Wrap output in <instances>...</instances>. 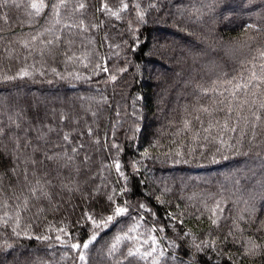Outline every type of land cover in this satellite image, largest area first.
Returning a JSON list of instances; mask_svg holds the SVG:
<instances>
[{
  "label": "trees",
  "instance_id": "trees-1",
  "mask_svg": "<svg viewBox=\"0 0 264 264\" xmlns=\"http://www.w3.org/2000/svg\"><path fill=\"white\" fill-rule=\"evenodd\" d=\"M29 3L0 0V264H264V0Z\"/></svg>",
  "mask_w": 264,
  "mask_h": 264
},
{
  "label": "snow or ice",
  "instance_id": "snow-or-ice-1",
  "mask_svg": "<svg viewBox=\"0 0 264 264\" xmlns=\"http://www.w3.org/2000/svg\"><path fill=\"white\" fill-rule=\"evenodd\" d=\"M9 2V0H4V3L7 4ZM13 3H15V0H12ZM67 4V0H59V3L57 4H53L52 7L57 11V14L59 13V9L61 7H64L66 6ZM16 6H19L18 4ZM29 7L34 9L35 10V14L36 15H40L41 12L49 7V5L46 3V0H39V2H35V0H30V3H29ZM81 8L84 7L83 4L80 5ZM124 8H127V4H124L123 5ZM104 8L105 10H108L110 11V9H108V6L105 4L104 5ZM112 15L116 16L117 18H119V13L117 12H113ZM105 71H107V69H105ZM29 73L27 71H24L20 74L21 78L24 77V76H28ZM16 77H7V79H15ZM116 79L115 76L112 77V80L114 81ZM205 111H207L205 109ZM17 128H19V125L17 124L16 125ZM4 135V129L3 127H0V137H2ZM64 140L68 141L69 140V137L67 135L64 136ZM97 143H99V141H97ZM115 147V145H113ZM18 147V145H17ZM73 151H76V149H73ZM66 155V154H65ZM12 157L10 156V159ZM19 157L16 156L15 157V160H18ZM47 159L49 160H53L55 161L56 160V156L53 155V156H47ZM68 160H71L72 158L71 157H68L67 158ZM85 159H87V157H85ZM33 164L36 163L35 160L31 161ZM64 166H67V165H64ZM17 165L13 162L12 163V168L11 170L13 172H15V169H16ZM114 167L116 168V170L119 172L120 171V164L118 162H116L114 164ZM121 175H123V173H121ZM0 179H2V174H0ZM25 179H27V170L25 169ZM50 183V182H49ZM35 189H33V194H35ZM42 195L43 196H47L48 194L46 192H42ZM109 200H112V197H108ZM25 203H27V201H25ZM219 206V205H218ZM141 207H143V205H141ZM128 213V209L126 207H120V206H116L114 209H113V215H110L106 218V220H103L101 221L100 223H97L96 220H94L91 216L88 217L89 220H92V223L97 227H101V226H104V227H107L108 223L112 222L114 220L115 217H120V216H125L127 215ZM241 219H244L243 217H241ZM212 224L213 225H216L217 227L219 226L218 225V222L217 220H212ZM261 225L264 226V221H261ZM0 226H7V221H4L2 225ZM18 226V225H17ZM237 228H239V225H236ZM242 230V229H241ZM260 229L258 228L257 231H259ZM13 232H15V229H13ZM17 235H19V233H16ZM229 235H231V233H229ZM45 239H47V237H45ZM96 239V234H93L92 238L87 242V243H84L83 245L81 244H73L72 247L75 248V249H80L81 247H83L84 249H87L89 248V245L93 243V241ZM119 239V238H118ZM227 239V237L225 238ZM248 247H245L243 249V252H244V255H249L251 253H255L256 250L260 247V245L258 244H255L254 242L252 241H248ZM113 248H115V245L112 246ZM197 248H199L200 246L199 245H196ZM152 251H156V249H152ZM152 252H144V253H140L138 250L136 252H133V251H129L128 252V255L129 256H137V255H141L143 258H147L148 256H151ZM162 254V253H161ZM80 260L82 261H85V264H87V258L85 255L81 254L80 257H79ZM153 264H159V261H154Z\"/></svg>",
  "mask_w": 264,
  "mask_h": 264
},
{
  "label": "rangeland",
  "instance_id": "rangeland-1",
  "mask_svg": "<svg viewBox=\"0 0 264 264\" xmlns=\"http://www.w3.org/2000/svg\"><path fill=\"white\" fill-rule=\"evenodd\" d=\"M149 69H148V72L149 73H152V70H151V67H148ZM162 73H164L163 71H162Z\"/></svg>",
  "mask_w": 264,
  "mask_h": 264
}]
</instances>
